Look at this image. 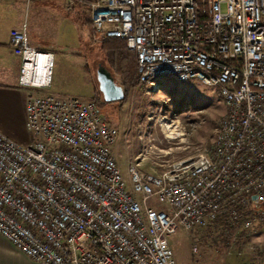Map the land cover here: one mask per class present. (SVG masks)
Returning a JSON list of instances; mask_svg holds the SVG:
<instances>
[{
	"label": "built area",
	"instance_id": "built-area-1",
	"mask_svg": "<svg viewBox=\"0 0 264 264\" xmlns=\"http://www.w3.org/2000/svg\"><path fill=\"white\" fill-rule=\"evenodd\" d=\"M30 1V0H28ZM93 38L121 37L142 82L174 73L216 86L229 109L211 157L129 169L93 99L30 92L23 144L0 130V232L41 264H186L172 234L219 215L264 224V0H89ZM11 29L19 83L52 84L55 54ZM195 251L197 246H195Z\"/></svg>",
	"mask_w": 264,
	"mask_h": 264
},
{
	"label": "rangeland",
	"instance_id": "rangeland-1",
	"mask_svg": "<svg viewBox=\"0 0 264 264\" xmlns=\"http://www.w3.org/2000/svg\"><path fill=\"white\" fill-rule=\"evenodd\" d=\"M79 2L81 9L91 14L89 0ZM71 4L73 0L0 2V16L6 17L2 19L21 16L16 27L27 24L30 42L56 53L51 86L20 84L27 94L55 93L93 99L101 90L97 72L100 65L106 66V60L100 42L93 38L90 28L68 15ZM112 74L126 90L121 75ZM227 110L216 86L198 79L181 81L174 73L160 75L155 84L143 82L133 87L122 106L120 100H111L100 108L118 127L114 151L129 180L131 166L142 171H160L175 160L209 153L220 119ZM169 119H179L185 134L171 137L165 126ZM13 138L23 144L45 139L42 134L30 131L26 123L21 135ZM210 224L191 229L180 225L172 234L174 247L186 264H264V225L253 226L247 235L236 236L228 247H223L217 243L218 231H209Z\"/></svg>",
	"mask_w": 264,
	"mask_h": 264
},
{
	"label": "crops",
	"instance_id": "crops-1",
	"mask_svg": "<svg viewBox=\"0 0 264 264\" xmlns=\"http://www.w3.org/2000/svg\"><path fill=\"white\" fill-rule=\"evenodd\" d=\"M6 1L0 0L3 3ZM32 1L38 0L28 2ZM2 18L6 17L0 16V130L18 138L26 123V99L28 94L19 87L21 57L14 52L10 35L11 29L16 27L21 16L16 15L14 18L11 17L10 20ZM44 50L53 51L52 49ZM54 54L56 57L55 52ZM0 264L41 263L20 250L0 232Z\"/></svg>",
	"mask_w": 264,
	"mask_h": 264
},
{
	"label": "trees",
	"instance_id": "trees-1",
	"mask_svg": "<svg viewBox=\"0 0 264 264\" xmlns=\"http://www.w3.org/2000/svg\"><path fill=\"white\" fill-rule=\"evenodd\" d=\"M70 17H73L78 23L90 28L91 33L94 32L92 25L91 14L86 13L81 9V2L73 0L71 9L67 12ZM100 50L106 60L105 65L110 68L112 72L120 74L124 86L126 87L125 95L120 100V105L127 100L129 91L143 82L140 79L138 72V57L134 49L127 45V41L121 37H111L105 41L100 42ZM86 68L90 72L89 64L86 62ZM103 91L100 90L95 93L93 100L101 108L110 100H106ZM110 121V120H109ZM210 224V223H209ZM257 225H264L263 223ZM209 231H218V244L223 247H228L234 237H243L248 234L251 228H243L241 226L231 225L226 221L224 216L219 215L208 227Z\"/></svg>",
	"mask_w": 264,
	"mask_h": 264
},
{
	"label": "water",
	"instance_id": "water-1",
	"mask_svg": "<svg viewBox=\"0 0 264 264\" xmlns=\"http://www.w3.org/2000/svg\"><path fill=\"white\" fill-rule=\"evenodd\" d=\"M97 75L100 82V88L103 91L106 100H118L124 97L125 88L116 82L110 69L104 65H100Z\"/></svg>",
	"mask_w": 264,
	"mask_h": 264
},
{
	"label": "bare ground",
	"instance_id": "bare-ground-1",
	"mask_svg": "<svg viewBox=\"0 0 264 264\" xmlns=\"http://www.w3.org/2000/svg\"><path fill=\"white\" fill-rule=\"evenodd\" d=\"M164 74H170V73H162L161 75H164ZM160 76V72H153V80L154 81H151V82H153L154 84H155V80H156V78H158ZM181 81L183 80H186V79H182V78H179ZM220 93V92H219ZM223 97H224V99H225V102H226V105H227V109H229V102H228V100H227V97L226 96H224V94L223 93H220ZM228 111V110H227ZM227 113H225V115H226ZM165 126H166V130L170 133V136L171 137H177V136H179L180 134H182V135H184L185 134V132L182 130V127H181V125H180V120L178 119H169V121H167V123H165ZM168 133V134H169ZM210 152L209 153H207V154H199V155H197V156H195V157H191V158H197V157H211V150L210 149H208ZM136 165H138V164H136Z\"/></svg>",
	"mask_w": 264,
	"mask_h": 264
}]
</instances>
